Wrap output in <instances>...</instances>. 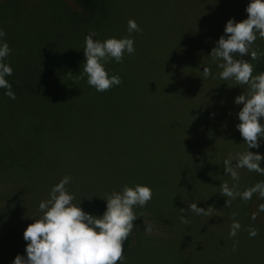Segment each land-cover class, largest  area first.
Here are the masks:
<instances>
[{
	"label": "rangeland",
	"instance_id": "374dc122",
	"mask_svg": "<svg viewBox=\"0 0 264 264\" xmlns=\"http://www.w3.org/2000/svg\"><path fill=\"white\" fill-rule=\"evenodd\" d=\"M249 2L111 0L103 20L99 12L82 13L75 0H0V28L11 49L6 58L12 57L20 68L33 63L31 71L49 68L60 92H68L71 101L86 87L85 36L92 31L101 41L130 36L135 52L125 54L119 63L110 59L105 68L121 78L117 95L136 99L138 94L154 93L146 112L160 118L161 125L155 126L160 138H132V127L93 125L92 117L99 112L93 104L76 105L77 112L61 111L59 98L56 125L37 131L35 99L2 105L0 144L15 149L13 160L21 166L5 168L0 175V264H12L18 254L26 256L23 232L42 215L39 203L64 176L72 178L65 187L74 195L73 203L97 216L106 210L103 198L125 185L151 188L152 199L134 207L138 218L123 264H264V215L254 206L256 194L250 200L236 196L229 206L220 187L233 184L225 174L224 159L247 149L236 127L242 105L234 103L236 96L247 93V86L221 80L217 67L221 61L209 56L227 21L247 18ZM129 19L141 31L129 33ZM252 47L258 58H242L253 65L255 75L264 39L258 37ZM205 66L215 78L203 77ZM138 128L143 133L146 126ZM30 140L28 148L18 151ZM249 150L264 155V142ZM238 174L239 192L264 179L246 168ZM191 203L208 208V215L192 213ZM144 221L153 225L152 234L145 232ZM233 221L240 228L230 236ZM250 229L257 234L250 236Z\"/></svg>",
	"mask_w": 264,
	"mask_h": 264
},
{
	"label": "clouds",
	"instance_id": "9594fccd",
	"mask_svg": "<svg viewBox=\"0 0 264 264\" xmlns=\"http://www.w3.org/2000/svg\"><path fill=\"white\" fill-rule=\"evenodd\" d=\"M245 11L248 13L246 19L236 22L231 18L226 22L224 35L216 41L209 55L214 62L221 61L217 63L221 69L218 73L221 80H232L236 85L247 86V93L236 96L234 100L236 105H242L237 113L240 122L236 127L247 149L235 156L229 154L223 161L225 174L233 181L231 187L227 182L220 185L221 194L227 198L229 206L236 196L250 200L253 194L258 193L259 197L264 198V181L243 192L236 191L239 169L246 168L264 175V167L261 166L264 155L249 150L260 148L264 142V73L254 75L253 65L242 58H258V52L252 46L258 37L264 39V0H250ZM127 31L132 33L141 29L135 20L129 19ZM5 35L0 28V88L5 89L4 95L15 99L12 85L6 79L12 75L13 69L4 62L11 52L3 39ZM95 36V31L85 36L83 74H86L89 86L103 92L121 83L118 75H109L105 64L110 59L121 62L125 54L135 52V47L130 36L103 41L95 39ZM259 55H264V52ZM235 56L241 59H235ZM202 74L204 78L213 76L207 66L203 67ZM71 179L64 176L51 188L49 198L39 203L42 215L23 232V239L27 242L26 256L18 254L12 264H123V242L128 239L138 218L134 207H143L152 199L151 188L141 184L134 187L125 185L121 191H114L103 198L106 210L97 216L84 211L80 204L73 203L75 197L65 187ZM188 207L196 215H208V208L198 207L197 203H191ZM259 208L264 211V204ZM180 219L184 222L185 217L181 216ZM144 224L145 232L152 234L153 225L147 221ZM239 228V222L233 221L229 235L235 236ZM256 234L255 229H250V236Z\"/></svg>",
	"mask_w": 264,
	"mask_h": 264
},
{
	"label": "trees",
	"instance_id": "16d2710c",
	"mask_svg": "<svg viewBox=\"0 0 264 264\" xmlns=\"http://www.w3.org/2000/svg\"><path fill=\"white\" fill-rule=\"evenodd\" d=\"M75 3L82 13H101L103 20L107 18L110 12L111 0H75ZM100 8H102V10ZM14 61L12 57H9V60L6 58L4 62L8 63L13 69L12 75L6 77V79L14 87L12 91L16 90V98L10 99L8 96L4 95L3 91L2 94L0 93V107L2 105L7 107L9 104L16 105L17 101L23 100L26 97L35 99L38 110L36 109L32 112L36 118V128L34 127V130L45 131L47 128L56 125V115L58 113L56 105L59 98H61V101H63L62 104L60 102L59 106L61 111H64L62 110V108H64L65 110L74 109L73 112H77L75 109L79 106L82 107L87 104H93V106L99 110L96 116L92 117V123L96 127L113 125L114 127L124 128L129 126L132 127L130 134L132 138L146 137L149 140L151 137H156V135L157 137L159 136L155 126L161 127V125L158 124L160 118L146 112L149 101L148 97L154 96V93H149L147 96L145 93H141L134 99L131 94L123 96L124 94L120 93L117 95L116 90L119 88L116 86L103 92H97L94 87L88 85L86 79V81H84L86 87L82 90L84 92L82 94L79 93L78 96L74 95L75 98L71 101L72 99L69 100L67 98L68 92H60L61 88L60 86L58 88L57 78L52 70L47 67H40V69L31 71L29 68H33V63L27 64L29 68H26V65H22L20 68ZM255 71L257 74L264 73V55H262L256 63ZM77 82L78 80L75 81V90H77ZM56 89L57 92H55ZM69 95H71V93ZM76 105H78V107ZM46 106L50 108L45 109ZM123 106L128 109H122ZM82 114L83 113H80L78 115L83 120L82 117H84V115ZM125 116H127V118H125ZM100 118L103 120L106 118L104 120L105 122H102ZM143 126H146V128L143 130V133H141V128L138 127ZM32 142L33 140H30L29 144H27V141L23 142L18 151L28 148ZM40 142L41 141H38V144ZM23 147L24 149H22ZM16 154L17 152L14 148L8 149L6 143L0 144V175L5 168L21 166L17 160H13ZM261 181H264V179L259 182ZM253 202H255V204H253L258 212L264 215V211H261L259 208L261 204H264V198L259 197V194L256 193V201L254 200ZM131 246L132 238L131 235H129L128 239L123 242L124 258L130 252Z\"/></svg>",
	"mask_w": 264,
	"mask_h": 264
}]
</instances>
